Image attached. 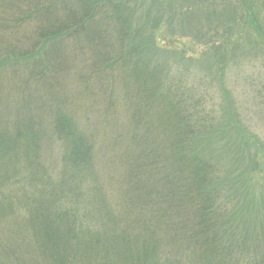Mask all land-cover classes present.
Wrapping results in <instances>:
<instances>
[{
	"label": "rangeland",
	"instance_id": "rangeland-1",
	"mask_svg": "<svg viewBox=\"0 0 264 264\" xmlns=\"http://www.w3.org/2000/svg\"><path fill=\"white\" fill-rule=\"evenodd\" d=\"M92 1L0 0V264H264V0Z\"/></svg>",
	"mask_w": 264,
	"mask_h": 264
},
{
	"label": "trees",
	"instance_id": "trees-1",
	"mask_svg": "<svg viewBox=\"0 0 264 264\" xmlns=\"http://www.w3.org/2000/svg\"><path fill=\"white\" fill-rule=\"evenodd\" d=\"M105 2V1H104ZM104 2H102V0H94L91 2V13L94 12V10L96 9V7H100V5H103ZM87 3V2H86ZM85 4V3H83ZM99 4V5H97ZM119 3H115L114 5H118ZM97 5V6H96ZM81 8L77 9V10H80V12L83 13V15L81 14V18H83V20L85 19V17L89 16V14H87L86 12V9H87V6H88V3L87 5H82L80 4ZM104 6V5H103ZM106 7V6H105ZM74 10V9H73ZM73 13V12H71ZM95 13V12H94ZM83 16V17H82ZM80 18V19H81ZM101 21L105 20L106 17H99ZM71 21V19L69 20ZM65 22V21H64ZM66 23V22H65ZM102 30L101 32H98L100 33V38H98L97 35H95L92 39V42H90V46H92L93 44H98L100 45L101 43L103 44V42H105L109 47L113 48V45H111V40L112 39H109L107 38L106 36L109 34L108 31H106V26L103 24L102 25ZM61 27H57V30L60 29ZM74 28V27H73ZM71 28L69 30V32L65 35H62L61 37H57L55 38V40H61V39H67L69 37L70 34H73V33H76L78 30L82 29V23H80L78 26H76L74 29ZM127 30L124 29V31H122L120 34H121V41L123 42L126 38H125V34H126ZM130 34L131 32L128 31ZM58 33H61V30H58L55 34H58ZM89 33L90 32H87L86 29H84L83 31V34L85 36V38L88 40V37L89 36ZM69 34V35H68ZM136 48H138V46H136ZM135 48V49H136ZM123 49V48H122ZM121 49V50H122ZM47 50V49H46ZM96 53L102 55L104 58L107 57V53H108V50L105 48V47H102V48H97L96 49ZM101 51V52H100ZM102 51L105 52V56L102 54ZM113 54H115L116 52L113 50L112 52ZM47 54V53H46ZM23 58H27L25 56H23ZM44 65V67H42V69L40 67H36L37 70H40V72H37L35 71V73H39L37 74L36 78L37 79H46L48 81V78H50L52 81H54V79H56L58 76L60 75H57L59 74V72L61 71V61L59 59H55V58H47L46 62L43 61L42 63ZM65 66V63L63 62L62 63V66ZM45 67H47V69H45ZM53 83V82H52ZM44 85L45 86H48V83L44 82ZM54 121L57 122V127L59 129H61V118H57V117H54ZM23 122V121H22ZM28 125V124H27ZM26 125V126H27ZM20 127V126H19ZM150 128V127H148ZM151 129V128H150ZM77 137V136H76ZM135 138V141L138 142L139 144H145V145H148V146H151L149 144L153 143L154 141V134L152 133L151 135L148 134L146 137H142L140 134H137ZM15 142H18V140H16ZM14 142V143H15ZM171 144H174V141L172 143H167L166 146H167V149H168V152L167 150L163 151L164 149L162 148H154V153L151 152L150 150L148 151L149 153H151V156L153 155V162H155L156 166H159V168L163 169V166L162 165H159L160 163H164L165 161L169 160V156H170V153H171V150L174 146V148L177 150V151H180V148H178V146L175 144L173 146H171ZM13 146V145H12ZM14 147V146H13ZM181 149H183V146L181 147ZM160 159H163V160H160ZM157 160V161H156ZM201 168V169H200ZM200 168H198V172L201 171V173L203 174V171L202 170H206V167L203 165V163L201 164ZM163 173H165L163 171ZM207 174V173H206ZM178 175V173H177ZM191 185V182H190V179H189V182H188V187ZM205 187V184H201ZM178 189H184V185H179L177 186ZM203 188V187H202ZM187 189V188H186ZM0 199L3 200L2 196L0 195ZM1 204V203H0ZM2 241V239H0ZM3 242V241H2Z\"/></svg>",
	"mask_w": 264,
	"mask_h": 264
},
{
	"label": "bare ground",
	"instance_id": "bare-ground-1",
	"mask_svg": "<svg viewBox=\"0 0 264 264\" xmlns=\"http://www.w3.org/2000/svg\"><path fill=\"white\" fill-rule=\"evenodd\" d=\"M226 252H227V250L223 248V254L226 253ZM223 256H224V255H223ZM224 257H225V256H224Z\"/></svg>",
	"mask_w": 264,
	"mask_h": 264
}]
</instances>
